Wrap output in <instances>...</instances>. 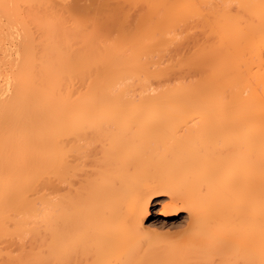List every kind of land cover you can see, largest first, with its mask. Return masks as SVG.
I'll return each instance as SVG.
<instances>
[{
	"label": "bare ground",
	"instance_id": "1",
	"mask_svg": "<svg viewBox=\"0 0 264 264\" xmlns=\"http://www.w3.org/2000/svg\"><path fill=\"white\" fill-rule=\"evenodd\" d=\"M118 1L145 8L141 30L102 19L108 1L0 2L18 39L0 101V264H264V0ZM180 26L212 44L195 80L150 94L148 53ZM160 197L194 235L145 226Z\"/></svg>",
	"mask_w": 264,
	"mask_h": 264
},
{
	"label": "rangeland",
	"instance_id": "2",
	"mask_svg": "<svg viewBox=\"0 0 264 264\" xmlns=\"http://www.w3.org/2000/svg\"><path fill=\"white\" fill-rule=\"evenodd\" d=\"M6 1L7 0H2V1L0 0L1 3H4L2 5H6ZM101 1H108L112 4H114L113 6L109 7V9H105V10H103V12H101L100 17L102 19H104V18L109 19V20L112 19L113 21L114 20L116 21V19H118L117 22L121 26L124 25L125 27H127V24H130V25H132V28L136 27V26H138V27L140 26L138 29L142 28L141 25H142L143 19L142 18L140 19V16H142L141 13L146 12L145 8L142 7V5L138 4L139 6L138 5L136 6V4H132V7H130L131 5L128 4L127 2H125V5L126 4L127 5L124 6V9H122L123 8V6H122V8L120 10V13H121L120 14V13H118V11H119L118 7H120L121 3L119 4L118 0H101ZM121 1H123V0H121ZM123 2H122V4H124ZM116 3H117V5H116L117 7H115ZM8 4H10V3H8ZM8 4L6 6L7 10L9 8ZM112 4H110V5H112ZM82 5L88 6V2L86 1ZM1 7H3V9H4L5 6H1ZM113 7H115V9ZM141 7H142V9H141ZM143 8H144V10H143ZM3 9H0V10H3ZM121 11H123V12H121ZM116 12H117V14H116ZM1 14L3 16H1V19H0V25L2 24L1 25L2 29L0 28V90H2V92L0 91V101L2 103L6 104L4 101V98L8 100L11 97L10 90L14 92V89H12L11 86L9 85V87L11 88L10 89L8 86H6V84L9 83V82H7V80L10 79L11 75L8 76L7 73L10 70H11L10 74H12V77L13 78L15 77V70H16V69H14L15 67L12 65L13 67H10L11 69H9V66H11L10 61H14V59L12 60V58L15 55H17V53L16 54L14 53L17 51V47H14V45L18 46V44H17V41H15L17 39V36H15V34H16L15 31L13 32V30H12V32H11L10 30H8V27H6L7 23L9 22L8 18H7L8 16L5 17L6 15L3 13V11H1ZM4 17L8 22L6 20L4 21ZM137 19L139 20L140 23L138 22ZM126 22H127V24H126ZM137 23H139V24L137 25ZM138 29L137 30H136V28L131 29V30L135 31V36H137V37L140 36V32L138 33V31H139ZM1 31L3 32L2 37H1V33H2ZM10 33H12L13 36ZM9 35L11 38L9 37ZM166 36L168 37V34L165 35V38H166ZM122 37H123V39H126V36L123 35ZM14 38H15V40H14ZM165 41L166 40L162 41L163 44L168 42V41H166V42ZM147 42L148 41H144V43L143 42H141V43H142V45H146L147 49L149 48L148 45L152 47L151 49H153L154 46L151 45L152 40L148 42V43L151 42L150 44H147ZM157 42L159 43L160 41H157ZM14 43H16V44H14ZM154 44H155V42H154ZM163 44L161 45L162 48L159 46V49L160 48L161 49L158 52L148 53V54H150V56L154 55L153 56V57H155L154 60L157 63L154 62L156 64H155V66H153V64H152V68H154L153 70H155V72L159 74V75L155 74V76H151V78L149 80V91L148 92L150 94L155 93L158 90H161V89L167 87L168 85H170V83L178 82L181 80H186V81L195 80L196 79V72H194V70L192 68H193V64L195 65V63H196V61H195V58L197 57L196 54H198V52H200V50L203 49L204 47L212 44V39L209 36L204 35L199 29H197L195 27L191 28V26L190 27L189 26L188 27L180 26V27H178V29L175 32L174 40L169 41L168 43L165 44V46H163ZM146 46L144 47V53H147V51L145 50ZM13 49L16 51L13 52ZM148 54L146 56L150 59ZM153 57L150 60H152ZM16 58H17V56H16ZM16 62L17 61H15L14 63L16 64ZM152 62H153V60H152ZM158 70H160V71H158ZM175 76H176V78H174ZM171 78H174V80L171 81L170 80ZM12 79H10V83H11ZM4 86H5V88H4ZM12 87L14 88L13 85H12ZM134 89L135 88H133V90ZM136 93H138V91H136ZM7 100H6V102H7ZM0 108H1V106H0ZM4 109H5V107H4ZM3 112H5V110L2 111V114H3ZM4 115H5V113H4ZM167 203H168L167 198L160 197L157 200V203L154 204L153 206H151L150 216L144 222L145 226L148 227L149 229L157 231L158 234L161 233L160 235H162V233H163V235L167 234L165 236H168V237L170 236V238H172L173 236H176V237L181 236L180 239L181 238L185 239V237H186L185 234H187V232L192 233L194 235L193 229L190 228V226H189V220H188V217L186 214H182L180 217H178L172 221H165L161 217V213H162L161 211L163 209V206L167 205ZM188 228L190 230H188ZM192 234H191L190 238L193 236ZM187 235H189V234H187ZM179 237H178V239H179ZM173 238H175V237H173ZM187 239L188 238H186V240ZM32 246H33V240L31 237H27L24 240H22L23 250L29 251ZM14 253L19 254L18 247L14 250Z\"/></svg>",
	"mask_w": 264,
	"mask_h": 264
}]
</instances>
